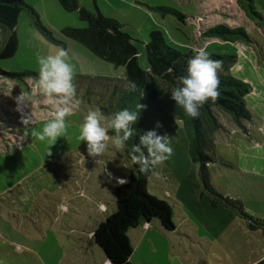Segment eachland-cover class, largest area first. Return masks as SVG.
<instances>
[{
	"label": "rangeland",
	"instance_id": "1",
	"mask_svg": "<svg viewBox=\"0 0 264 264\" xmlns=\"http://www.w3.org/2000/svg\"><path fill=\"white\" fill-rule=\"evenodd\" d=\"M25 2L38 12L42 24L58 43L46 39L27 13L21 11L15 26L17 50L0 59V70L21 74H0V264H107L89 232L95 223L92 210H99L102 202L107 206L106 214L112 213L116 208V178L128 179L135 170L124 147L117 148L110 140L103 155L91 157L86 144L79 139L87 112L99 109L96 98L106 92L98 81L92 83L96 90L91 100L81 96L84 86L77 91L72 114L66 119L65 135L56 142L38 138L52 118L54 106L37 89V57L64 48L69 52L75 74L123 77L124 69L61 33L65 26L87 25L79 18L78 10L66 11L57 0ZM243 2L78 0V5L91 13L98 8L105 16L116 19L134 39L141 65L145 64L143 42L155 28L180 49L235 53L236 62L230 71L252 85L245 100L252 117L250 121L243 120L245 132L228 113L216 112L221 127L213 136L215 151L233 165L213 163L209 182L240 201L250 215L264 219V0H253L256 12H251ZM167 8L184 14L183 20ZM216 23L242 26L249 39L226 46L219 39L200 36L203 29ZM9 32L0 26V47ZM21 93L30 94L32 100L29 107L18 111L16 98ZM232 129L239 135H232L235 141H231ZM158 134L166 133L160 128ZM170 143L174 154L152 170L147 189L171 207L176 228L169 232L151 227L134 241L130 262L250 264L263 258L262 231L250 227L231 206L213 203L214 197L201 180L200 164L189 158L184 131L179 130L178 137ZM242 145L257 152L247 165L254 162L260 167L259 175L238 168ZM99 213L105 215L101 210Z\"/></svg>",
	"mask_w": 264,
	"mask_h": 264
},
{
	"label": "trees",
	"instance_id": "2",
	"mask_svg": "<svg viewBox=\"0 0 264 264\" xmlns=\"http://www.w3.org/2000/svg\"><path fill=\"white\" fill-rule=\"evenodd\" d=\"M242 1L246 2L243 3L251 12H256L253 0ZM57 2L66 11L78 10L79 18L87 22V25L81 28L65 26L60 29L61 33L81 43L99 58L124 69L123 77L75 74L74 83L77 85V91L82 90L81 86H84L81 96L91 100L90 96L96 90L92 83L98 81L106 91L99 93V99L96 98L97 106L104 115L112 117L124 108L136 111L139 103L147 106L146 110L140 112L138 122L134 126L138 135H134L124 146L125 156L132 163L135 173L131 172L126 183L114 186L116 209L93 230V239L109 260L113 264H132L129 260L132 246L127 231L142 222L156 218L166 230L175 229L171 207L147 189L148 176L153 169L142 173L140 166L131 159L132 148L139 142V134L155 129L157 122L162 125L160 128L165 131L172 143L178 137L179 130L184 131L189 158L200 164L201 180L214 197L213 203L231 206L244 216L250 227L261 230L264 235V219L250 215L240 201L218 191L209 182L210 166L213 163L232 166L224 157H218L215 151L213 136L221 127L216 112L228 113L232 122L245 132L247 131L243 120L250 121L252 117L245 101L246 95L252 92V85L230 71L236 62L235 53L228 50L208 51L211 59L222 61L219 97L215 102L209 100L205 103L199 109V117L192 118L175 104L171 98V91L178 86V77L187 74V61L194 55L193 48H178L162 30L155 28L149 31L148 40L143 42L145 64L141 65L134 39L122 30L116 19L105 16L98 8L95 13H91L84 7H79L78 0ZM170 10L183 20L184 14L174 9ZM21 11L27 13L46 39L58 43L51 31L42 24L38 12L25 0H0V26L10 31L0 47V59L12 56L17 50L15 26ZM200 36L219 39L227 43L226 46L235 41L243 42L249 39L242 26L232 27L224 23L208 26L200 32ZM0 74L9 77L21 75L4 70H0ZM130 82L136 85L134 91L128 90ZM109 133L115 135L111 130ZM256 264H264V259Z\"/></svg>",
	"mask_w": 264,
	"mask_h": 264
},
{
	"label": "clouds",
	"instance_id": "3",
	"mask_svg": "<svg viewBox=\"0 0 264 264\" xmlns=\"http://www.w3.org/2000/svg\"><path fill=\"white\" fill-rule=\"evenodd\" d=\"M194 55L187 61L186 75L178 77V86L171 91L175 104L183 108L186 115L197 118L199 109L209 100L215 102L219 97V73L222 71V61L211 59V54L205 48H193ZM39 77L37 89L49 103L54 106L52 118L44 125L38 135L41 141L48 139L56 142L67 132L66 119L72 114L73 100L77 96L75 67L70 62L69 52L59 48L55 54L37 57ZM128 90L134 91L135 83L128 84ZM30 94L21 93L16 98L17 110L22 111L30 106ZM78 106V102L77 105ZM146 105L139 103L136 111L124 108L108 119L99 110H89L81 126L79 139L86 144L89 156L99 157L104 154L111 140L117 148H123L127 141L138 135L134 126L139 114L146 110ZM162 125L157 122L155 129L139 134V142L132 148L131 159L140 166L142 173H147L174 154L168 135H160L156 131ZM115 133L109 135V131ZM255 174L259 175L258 171ZM111 175V174H110ZM118 184L127 182L125 178H116Z\"/></svg>",
	"mask_w": 264,
	"mask_h": 264
},
{
	"label": "crops",
	"instance_id": "4",
	"mask_svg": "<svg viewBox=\"0 0 264 264\" xmlns=\"http://www.w3.org/2000/svg\"><path fill=\"white\" fill-rule=\"evenodd\" d=\"M231 132H233L232 134H230L231 136L230 137H232L233 138V134L235 133V136L236 137H239V135H237V132L234 130V129H232L231 130ZM231 141H235V138H233V140H231ZM259 144V143H258ZM259 146V145H258ZM257 146V147H258ZM251 148H253V147H249V146H247V145H242V146H240L239 147V149H241V151H242V158H241V162L239 163V165H238V168L239 169H241V170H255V171H258L259 173L261 172L260 171V167H258V166H255L254 164H252V163H254V162H250L251 163V166H248L247 165V163H249L248 162V160H250V159H252V158H254V156L255 155H257V152L256 151H251ZM254 152H256V154L254 153ZM255 154V155H254ZM260 153H258V155H259ZM228 160V159H227ZM229 161V160H228ZM233 165V164H232ZM211 167V166H210ZM120 178H123V177H120ZM115 185L116 184H118V183H114ZM114 185V186H115ZM99 210H101V211H103L104 213H105V215H101L100 213H99V210L98 209H96L95 211V213H94V211L92 210V217H94V221H95V223L93 224V226L91 227V229H90V233H92V235H91V237L93 238V230L95 229V227L97 226V224L100 222V221H102L108 214H106L107 213V206L104 204V203H102V202H100L99 203ZM114 209H116L115 208V206H114ZM112 211H114V210H112ZM153 224V225H152ZM153 228V229H160V230H164V231H169V230H166L165 228H163L162 226H161V224H160V221L158 220V219H156V218H152L151 220H149V221H145V222H142V223H140L139 225H137L136 227H133V228H130L128 231H127V234H128V236H129V239H130V243H131V245H132V248H134V241H135V243L142 237V234L143 233H145L147 230H149L150 228ZM176 228V227H175ZM173 231V230H172ZM169 232H171V231H169ZM136 239V240H135ZM94 240V239H93ZM94 243L95 244H97L98 246H99V244L94 240ZM136 246V245H135ZM100 247V246H99ZM101 248V247H100ZM101 250H102V248H101ZM102 252L104 253V251L102 250ZM104 257H105V262L107 263V264H113L110 260H109V258L105 255V253H104ZM258 259V258H257ZM262 259H264V256H263V258H261L260 260H262ZM260 260H256L255 259V261H253V262H251L252 264H256L257 262H259ZM257 261V262H256ZM255 262V263H254ZM250 263V264H251Z\"/></svg>",
	"mask_w": 264,
	"mask_h": 264
}]
</instances>
